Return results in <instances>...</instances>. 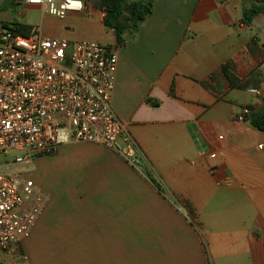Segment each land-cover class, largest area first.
<instances>
[{
    "label": "crops",
    "instance_id": "obj_1",
    "mask_svg": "<svg viewBox=\"0 0 264 264\" xmlns=\"http://www.w3.org/2000/svg\"><path fill=\"white\" fill-rule=\"evenodd\" d=\"M141 1L153 12L121 46L99 9L59 21L32 8L49 36L90 18L114 47L112 107L141 158L60 146L40 220L0 264H264V131L237 120L263 107L264 14L242 22L252 0Z\"/></svg>",
    "mask_w": 264,
    "mask_h": 264
},
{
    "label": "built area",
    "instance_id": "obj_2",
    "mask_svg": "<svg viewBox=\"0 0 264 264\" xmlns=\"http://www.w3.org/2000/svg\"><path fill=\"white\" fill-rule=\"evenodd\" d=\"M19 1L59 21L88 8L85 0ZM117 62L114 47L95 40L52 37L41 27L25 37L0 26V252L29 239L46 208L21 171L34 158L90 143L137 167L140 148L112 107ZM251 114L244 108L237 120Z\"/></svg>",
    "mask_w": 264,
    "mask_h": 264
},
{
    "label": "trees",
    "instance_id": "obj_3",
    "mask_svg": "<svg viewBox=\"0 0 264 264\" xmlns=\"http://www.w3.org/2000/svg\"><path fill=\"white\" fill-rule=\"evenodd\" d=\"M97 6L105 11L103 24L106 28L113 30L117 46L124 43L123 36L126 32H135L153 12V3L141 0H98ZM260 14H264V0H252L251 6L243 10L242 22L250 24ZM8 26L5 25V27ZM10 26L16 34L25 37L29 36L33 29L32 26L18 22H13ZM227 75L233 81L231 75L228 73ZM247 118L245 120H248ZM248 121L253 128L264 130V100L261 112L252 114Z\"/></svg>",
    "mask_w": 264,
    "mask_h": 264
},
{
    "label": "rangeland",
    "instance_id": "obj_4",
    "mask_svg": "<svg viewBox=\"0 0 264 264\" xmlns=\"http://www.w3.org/2000/svg\"><path fill=\"white\" fill-rule=\"evenodd\" d=\"M85 1L87 3L88 9L89 8L96 9V10L99 9V7L97 6L98 0H85ZM32 8L33 7L27 6V5H22V7H20V5H16L14 9H9L8 14L4 12L0 14V22L18 20L19 22L23 24H27L31 26H35V25L39 26L40 24L43 23V17L41 16L40 13L32 10ZM68 25L69 27H66ZM46 28L49 34H51L50 36H55L53 33L54 31H51L50 27L48 28V26H46ZM67 28L69 29L75 28L74 34H64L63 36L65 38H68V39L70 38L72 40H75L77 37H81L82 39L93 40V38H95V36L97 35V32H98V35H100V31L96 30V27L90 18L83 20L80 24V28L72 26L65 21L61 29L63 31H66ZM109 30L110 29H108V32ZM104 39L106 38L105 36L102 35V40ZM50 158L51 156L34 158L32 163L29 166L22 167L21 169V171L25 173L23 174V176L27 179L32 180L36 186L38 185L37 188H39L42 193H44L42 186H45L48 183V179H50L51 174H53L52 173L53 171L51 170V159Z\"/></svg>",
    "mask_w": 264,
    "mask_h": 264
}]
</instances>
